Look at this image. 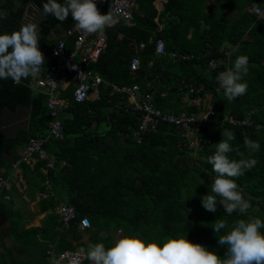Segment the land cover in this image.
Instances as JSON below:
<instances>
[{"label":"trees","instance_id":"obj_1","mask_svg":"<svg viewBox=\"0 0 264 264\" xmlns=\"http://www.w3.org/2000/svg\"><path fill=\"white\" fill-rule=\"evenodd\" d=\"M153 1L137 0L134 24L121 21L102 29L107 46L90 64L103 78L99 95L76 102L72 85L63 91L67 106L59 114L62 139L49 136L52 116L46 95L32 91L31 76L23 73L16 82L14 75L0 70V111L19 104L31 107L22 140H0V166L10 170L2 156L30 137H48L45 148L54 162L46 173L42 169L48 159L32 167L21 164L28 193H50L39 202L40 210L47 211L40 226L27 228L14 204L0 200V213L11 217L9 230L0 232V264H53L48 250L79 246L87 254L81 264L95 256L112 258L110 264H264V18L248 11L264 0H216L210 5V0H168L160 16ZM30 4L46 19L37 48L25 56L46 71L57 43L48 38L50 31L58 24L72 27L83 12L75 0L1 5L0 59L11 66L14 54L23 52L16 31ZM159 38L165 40L167 55L155 52ZM68 40L72 49L74 38ZM224 44L237 45L230 59ZM174 52L195 58L174 60L169 55ZM137 55L141 65L132 70ZM210 59L217 65L211 67ZM123 85L152 94L155 106L176 114L199 110L183 104L184 95L202 99L211 92L217 116L201 125L205 143L190 149L182 131L167 123L142 134L139 141V112L131 108L129 95L116 89ZM228 113L252 122L231 125L224 120ZM225 195L242 197V205H225ZM60 202L76 209L68 224L54 210ZM84 217L91 226L82 230ZM6 236L19 242L23 257L6 244Z\"/></svg>","mask_w":264,"mask_h":264},{"label":"built area","instance_id":"obj_2","mask_svg":"<svg viewBox=\"0 0 264 264\" xmlns=\"http://www.w3.org/2000/svg\"><path fill=\"white\" fill-rule=\"evenodd\" d=\"M100 3V5L108 11L110 19L107 20V26L112 27L115 24L125 21L128 24H134V13L137 7V0H92ZM251 11L255 14H262L261 7L254 3ZM67 34L74 37L73 47L69 49L66 40L58 39L52 49L51 56L53 62L47 67V70L39 69L35 78L32 79L30 87L33 90L42 92L46 95V105L52 116L49 124V136L56 139L64 138V128L59 118V114L63 107L67 106V99L63 97V91L69 86H73V98L76 102L89 100L93 95L98 93V85L103 81L102 76L90 67V64L96 63L100 55L107 46V36L99 31L93 24L88 23L85 19H79L76 23L68 28ZM144 43L141 44V47ZM155 52L157 55H167L166 43L162 38L157 39L155 43ZM174 59H193L195 56L189 53H181L174 56ZM141 58L137 55L131 60L130 66L132 70L140 68ZM211 67L217 65L215 59L209 60ZM1 74L14 75L15 81L21 79L19 73H15L14 68L3 62L0 64ZM118 91L127 93L131 108L138 115L137 139H142V134L157 129L160 124L167 123L182 131V138L186 141V145L190 149H197L205 139L200 136V128L202 124L215 120L216 110L212 106L198 112L171 113L164 111L153 103V97L150 93L143 94L137 86H118ZM194 89H191V92ZM200 90V89H199ZM162 95L165 93L162 92ZM224 120L231 125L250 124L252 121L246 118H238L233 115L224 116ZM48 137H30L25 144L24 150L12 164L13 168H18L22 163L34 165L39 160L48 159L47 166H53V161L49 160V153L45 148ZM211 143V140H207ZM2 194L0 193V198ZM9 198V196H3ZM55 212L61 219L68 224L76 217L75 207L66 202H60L55 206ZM91 226V222L87 217L82 218L79 227L85 230ZM48 254L53 258V264H81L87 259V254L83 249L70 250L66 249L61 252H55L53 249L48 250ZM112 258L102 260L99 256H95L89 264H110Z\"/></svg>","mask_w":264,"mask_h":264},{"label":"crops","instance_id":"obj_3","mask_svg":"<svg viewBox=\"0 0 264 264\" xmlns=\"http://www.w3.org/2000/svg\"><path fill=\"white\" fill-rule=\"evenodd\" d=\"M12 1L14 2L17 0H0V6L7 4L9 2H12ZM167 1L168 0H154L153 1V4L155 8L157 9L159 16L163 12ZM215 1L216 0H210L209 5ZM75 3H76V6L79 8V10L83 12V17L80 19H85L88 23L93 24L94 27L101 32H103L102 31L103 28L108 27L106 24H107V20L110 19V15L108 11L106 10V8L102 7L100 3L93 2L92 0H75ZM94 4L97 5V8L95 7ZM256 4H258L262 9V14H259V15L256 14V15L264 18V5L259 2H256ZM138 6L139 4L137 3L136 9L138 8ZM207 10H209L212 13L214 12V9L212 8H208ZM25 11L27 12L25 21L30 27L37 28L38 24H42V22L46 19V18H43V14L45 13L37 5L30 4L26 8ZM248 11L255 14L254 12L251 11L250 6L248 7ZM156 21L159 24L158 29H161L163 27V24L159 22V17L156 18ZM67 30L68 28L64 27L62 24H58L50 31L48 38L50 40H55V41H58V39L63 38L66 40V43L68 45V42H69L68 39H71L74 37L69 36L67 34ZM41 34H42V25H41ZM41 38H42V35L40 39ZM247 38L248 37H245V39ZM40 39L38 41V44L40 42ZM241 44L243 45V43ZM36 48H34L33 50H35ZM222 49L226 53L227 58L230 59L232 53L237 49V45L228 46V44H224ZM33 50H26L23 48V52L15 53L14 58L16 60V63L14 64V66H12L14 69L18 70L17 73H19L21 76L23 75V73H27L31 76V79H34L38 70L41 69V68L35 67L32 63L28 61V59H26V56H25L26 51H33ZM177 54L178 53L174 52L169 55L172 58H175L174 56H176ZM31 66L35 68V71L33 73L29 71L31 69L30 68ZM228 71H229V77L233 76V72L229 70V66H228ZM32 91L38 92L33 89ZM227 91H229V88L227 89ZM164 93L166 94L165 91ZM98 95H99V90H98V93L96 92L92 98H96ZM130 101H132V99H130ZM182 101H183L182 102L183 104L190 105V106H196L199 110L206 109L208 106H212L214 108L213 94L211 92L206 93L202 99L199 96L192 97L190 94H186L184 95ZM7 107L9 106H5L0 111V118L2 117V119L4 120L3 124L0 125V140L6 139V138H14V139H19L21 141L22 131L26 130L29 127L31 107L27 105H25V107H22V106L18 107L17 105L15 109H12V108L10 109V107L9 108ZM185 112H188V111H185ZM226 115H233V114L228 113ZM216 116H217V111H216ZM214 119H216V117ZM24 147H25V144L20 145L17 147L16 151L6 152L2 156L4 161L10 164L12 168L8 170L5 166H0V193L2 194V197L0 198V200L7 201L8 203L10 202L13 203L14 208L20 211L24 220L26 221V227L29 228L31 226H40L42 224L47 211L40 210L39 202L43 198L49 196L50 193L43 192L40 189H32L31 193L29 194L27 190L28 184H27L26 179L23 177V171H22L21 166H19L18 168H13L12 166L13 162L18 157H20L22 151L24 150ZM49 155L50 157H52L50 153ZM34 165H30V166L32 167ZM42 171L46 173L47 169L43 167ZM45 184L49 185L48 181H45ZM3 191H7V193H3ZM3 196H9V198H4ZM51 210L52 209H50V211ZM0 214H3L6 216V218H4L2 221L0 220V232H6L7 230H9V227L11 226V217L7 213H0ZM6 219H8L9 221L7 222ZM5 242L9 247H11L14 250V252L18 256L23 257L24 251L20 248L18 241L13 239L11 236H6ZM3 249H4L3 246L0 245V251H3ZM78 249H83V247L79 246Z\"/></svg>","mask_w":264,"mask_h":264},{"label":"water","instance_id":"obj_4","mask_svg":"<svg viewBox=\"0 0 264 264\" xmlns=\"http://www.w3.org/2000/svg\"><path fill=\"white\" fill-rule=\"evenodd\" d=\"M26 15H27V12L25 11L24 16L21 20L20 26L16 31V42L26 50H33L34 48H36L38 46V41L42 35L41 34V24H38L37 28L36 27H30L25 21ZM43 18H46L45 14H43ZM1 63H3V61L0 59V64ZM19 106L25 107L24 104H19L18 107ZM7 108H9V107H7ZM3 122H4V120L1 117L0 118V125H2ZM4 218H6V216L3 214H0V220L2 221ZM6 221L8 222L9 220L6 219Z\"/></svg>","mask_w":264,"mask_h":264},{"label":"rangeland","instance_id":"obj_5","mask_svg":"<svg viewBox=\"0 0 264 264\" xmlns=\"http://www.w3.org/2000/svg\"><path fill=\"white\" fill-rule=\"evenodd\" d=\"M95 7L97 8V5L94 4ZM31 69L29 70L31 73H33L35 71V68L33 66L30 67ZM222 202L227 205V204H230V202H236V203H239L240 205H242L243 203V198L240 197V196H237L235 198H232V197H228L227 195L223 196L222 197ZM121 232L118 231L116 232V234L114 235L115 236V241L118 243L120 242V239H121Z\"/></svg>","mask_w":264,"mask_h":264}]
</instances>
